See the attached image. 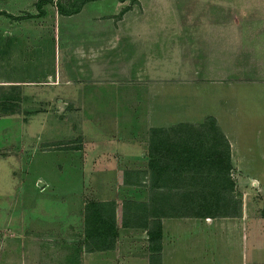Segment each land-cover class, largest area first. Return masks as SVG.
<instances>
[{
    "label": "rangeland",
    "instance_id": "rangeland-1",
    "mask_svg": "<svg viewBox=\"0 0 264 264\" xmlns=\"http://www.w3.org/2000/svg\"><path fill=\"white\" fill-rule=\"evenodd\" d=\"M36 1L0 0V10L15 14L36 12ZM54 1H62L68 6L78 0ZM44 8V16L27 20L0 15V264H116V260L117 264H264V157H260L264 155V149L255 157L258 159L254 165L248 158L240 159L242 165L251 166L254 173L262 174L251 175L244 169L235 168L232 178L236 199L232 196L234 201H221L228 204L216 210L220 214L238 210L237 217L198 216L188 220L184 216L192 215H184V212H197L198 208H186L184 204L167 209L155 206L153 208L158 212L172 217L162 224L163 253H144L150 242L136 245L137 248L143 247V252L134 249L133 245L120 257L117 256L119 251L114 254L115 244L103 252L85 249V204L100 198L104 195L103 188L120 182L123 177L109 173L116 160L108 156L113 150L104 143L126 138L132 133L133 126L134 130L140 129L142 139L147 137L146 134L150 136L148 125L155 121L148 103L152 85L148 84L151 80L142 76L139 81L141 108L137 111H118L114 109L113 101L104 104L106 110H103L99 104L101 98H98L97 110H94L88 100L90 95L86 94L93 85L92 81L84 76L71 81L68 78V72L73 68L69 65L74 60L73 49L67 47L64 51L67 63L60 78L53 74L56 73L57 54L51 42L56 51L58 10L54 3H46ZM167 10L169 8L162 11L165 21L167 18L171 22L181 21L178 14L175 13L176 17L171 12L165 13ZM152 18L161 19L158 15ZM196 21L195 13L188 17L184 15L185 23ZM80 53L74 51L75 59L79 56L80 64H83L84 54ZM146 68L147 64L142 62V72ZM184 69L199 71L200 76L207 70L232 75L236 76L234 80L237 82L246 81L244 76L248 75L263 77L257 80L263 82L248 90L245 85L240 90L235 89L239 85L235 86L232 97L237 99L233 103L238 107V114L234 116L237 120L231 119L234 128L243 133L240 140L250 137L261 144L258 148L262 150L264 57L242 56L236 62L220 64L185 63ZM200 79L184 81H202ZM165 81L172 82L171 88L181 83L177 78ZM106 82L100 79L97 90L100 88L110 100L115 96L107 94L110 85ZM202 91L186 98V102L196 105V114L208 111V106L197 103L199 98L205 100ZM214 93L208 90L206 94L207 101L213 104L217 99ZM173 97L174 94L167 95L164 99L172 100ZM239 145L242 153H246V142ZM144 159L143 166L147 164L149 168V158ZM179 172L184 177V170ZM142 175L126 177L130 180L145 178ZM180 183L173 181L171 187L177 184L179 189L182 187ZM131 208L134 212L133 206ZM125 211L122 209V213ZM117 223L124 226L122 221ZM118 225L117 230L121 227ZM150 225L155 226L154 222ZM191 226L194 230L187 229ZM187 230L194 235L198 232L199 239L191 238L197 243L194 246H187L190 241L185 238ZM145 234L148 233L145 231ZM142 239L149 240V237L143 236ZM158 241L161 243V239Z\"/></svg>",
    "mask_w": 264,
    "mask_h": 264
},
{
    "label": "crops",
    "instance_id": "crops-1",
    "mask_svg": "<svg viewBox=\"0 0 264 264\" xmlns=\"http://www.w3.org/2000/svg\"><path fill=\"white\" fill-rule=\"evenodd\" d=\"M125 7H128L127 10L120 15ZM164 8H169V11L167 10L165 13L178 14L181 21L171 22L169 18L165 21L163 19L164 12H162ZM192 13L196 14L197 21L185 23L184 15L188 17ZM153 15L160 16V21L157 18L151 19ZM175 16L177 17V15ZM63 21L67 24L64 25ZM57 43L55 51L51 42L54 53L57 54L56 73L53 74L60 78L64 72L63 68L67 63L64 51L67 47L70 50H79L80 54L83 52L84 61L83 64H80L79 56L75 59L77 53L74 54V51L71 50L74 60L69 64L70 68H73L68 72V78L71 81V79L84 76L92 81L93 85L88 88L86 94L90 95L88 100L90 105L94 106V110H97L98 98H101L99 104L103 110H106L104 104H107L108 101H113L114 109L118 111L139 110L141 108L139 81L142 76L151 80L148 83L152 85L149 86L151 98L148 103L155 121L148 125L150 136L146 134L147 137L142 139L140 129H136V131L133 126V131H130L132 133L126 138L114 142L107 140L108 142L104 143L113 150V153L107 152L108 156L116 160L109 173L123 177L120 182L103 188L104 195L95 200H115L117 222H121L124 200H132L142 206L164 208L178 206V204L220 205L214 193L206 195L202 192L203 189L194 190L186 184H182L179 189L178 187H165L164 184H161L163 179H156L157 181L154 182L153 177L158 172L157 168L153 166L148 168L147 164L146 167L143 166V160H146L144 157H148L149 160L151 158L150 146H154L151 151L159 155L165 147L158 144L184 143L182 136L163 135L172 127L184 128L185 124H201L207 117H214L217 126L228 141L232 165L229 178L233 182V187H235V182L232 174L235 168L244 169L245 173L251 175L262 174L258 171L254 173L251 166L249 168L242 165L240 159L248 158L254 165L253 162L258 159L255 157L259 156L258 153L262 154L264 144L261 150L258 148L261 144L252 141L250 137H247L248 140H240L243 133L234 128L231 119L237 120L234 116L238 114V107L235 104L237 99L232 97L235 86L239 85L240 87L235 89L240 90L245 85L244 88L248 90L249 87L263 82L257 81L263 77L248 75L244 76L246 81L237 82L234 80L236 76L217 74L215 71L209 70L200 76L201 72L199 71L185 70L184 64L233 63L242 56L264 57V0H137L134 2L131 0H90L76 13L67 15L58 12ZM102 53H104L103 60L101 59ZM142 62L147 64V68L143 72ZM174 78L180 79L181 83L179 82L178 87L171 88L169 85L172 82L165 80ZM200 78L202 81H184ZM100 79L107 81L106 84L110 85L107 94L114 95V98L106 99L103 91L100 88L97 90L96 84ZM168 82L170 83L168 84ZM208 90L217 94L214 104L206 99ZM199 91L204 93L205 100L200 101L199 98L197 103L208 106L206 107L208 111L196 114V105L193 104L194 102H186V98H191V94L195 93L196 95ZM173 94L172 100L164 99L167 95ZM178 96L181 97L177 98ZM211 104L212 106H210ZM245 136H248L246 132ZM205 138L207 137H203V140ZM240 142H246L248 146L246 153H242ZM101 145H103V141H101ZM143 149L144 151L147 149V153ZM260 157L263 158L264 155ZM131 174L133 176L143 174L142 176L145 178L134 177L133 180H130L126 176ZM231 193L236 198V195L233 194L235 191L232 190ZM170 218L172 217L168 215L161 216V224L164 225L166 219ZM184 218L190 220L199 217L184 216ZM142 229V227L123 225L118 228L114 254L119 251L117 256L120 257L125 254L127 248L134 246V249H140L143 252V247L137 248L136 245H143L150 241L142 239L143 236H148L145 234V231L147 233L146 228ZM163 229L161 249L158 251L160 253H163L162 248L164 247ZM187 229L194 230V227H187ZM188 230L189 235L187 234L185 238L186 241L190 239L187 241V246L190 247L189 244L192 246L197 244L191 240L192 236L199 238L198 232L194 235ZM211 237L209 238L211 239ZM145 252L155 254L150 250V247L144 249ZM122 262L123 260L120 261V263Z\"/></svg>",
    "mask_w": 264,
    "mask_h": 264
},
{
    "label": "trees",
    "instance_id": "trees-1",
    "mask_svg": "<svg viewBox=\"0 0 264 264\" xmlns=\"http://www.w3.org/2000/svg\"><path fill=\"white\" fill-rule=\"evenodd\" d=\"M90 0H78L77 3L66 5L62 1L54 0H37L35 5L36 12H26L21 14H14L5 9L0 10V15H5L9 18L16 20H23L32 17H38L46 14L44 5L46 3H54L59 13L73 14L81 10L83 5ZM124 1V0H121ZM132 2L137 0H131ZM125 7L120 12V15L127 10ZM168 136H182L184 143L167 142L158 144L164 146V151L159 155L153 153L150 146V160L149 166L157 168V174L154 175V182L156 179H163L161 184L165 187L176 188L177 184L171 187L174 181H180L183 185H189L191 189H203L204 194H215L217 201L220 205H199L189 206L184 205L186 208H198L197 212H189L184 215L192 216H223V215H239L238 210L231 212L216 213L220 206H225L228 202L227 199L233 200L232 190L233 182L229 178V171L232 167L230 163V151L228 141L224 137L220 128L216 124L214 117L209 116L201 124L190 125L185 124L184 128L172 127L164 132ZM203 137H207L203 140ZM153 140V139H152ZM226 156V158H224ZM184 170L183 175L178 174L179 171ZM199 171V172H198ZM180 183V184H181ZM204 188L214 190H204ZM229 190V191H228ZM228 191V193L224 192ZM133 206V211L132 207ZM115 200L100 201L92 200L85 204L84 207V220H85V249L92 250H105L114 247L117 230V210ZM138 205L132 200H124L122 209H126L122 213L121 221L124 226H137L147 229L150 250L155 254L160 251L161 243L158 241L162 238V224L160 217L166 215L165 213L158 212L157 209L149 206ZM167 209V208H165ZM145 211V212H144ZM209 211H213L209 212ZM181 215V214H169ZM151 222L155 226H151ZM158 241V242H156ZM155 257L154 255H152Z\"/></svg>",
    "mask_w": 264,
    "mask_h": 264
}]
</instances>
